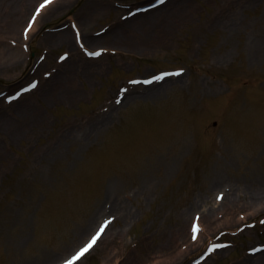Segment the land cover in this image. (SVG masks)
<instances>
[{
  "label": "rangeland",
  "instance_id": "1",
  "mask_svg": "<svg viewBox=\"0 0 264 264\" xmlns=\"http://www.w3.org/2000/svg\"><path fill=\"white\" fill-rule=\"evenodd\" d=\"M32 1L0 0V16L5 15L2 27L9 26L13 13L28 8ZM75 1L40 19L31 51L21 48L22 61L0 71V89L11 88L27 61L45 48L39 41L46 34L45 26L70 16L81 17L82 4L89 19L98 15L81 24L92 33L123 9L113 10L120 0ZM123 1L135 6L146 0ZM169 5L167 9H176V13L164 18L166 10H161L151 19L149 30L135 25L122 40L85 41L90 48L118 47V53L95 65L84 63L82 70H74L67 79L53 74L37 92L21 100L31 101L37 112L29 110L21 116L14 107L2 112L9 121L0 127V264L62 260L101 216L92 206L101 201L109 177L119 180V192L130 198L125 200L131 216L126 222L116 215L109 232L77 264H185L200 250L187 257L178 253L188 242L187 235L180 237V228L187 234L191 214L210 207L199 199H215L220 187L212 186L213 179H229L248 187L264 179V48L258 59L251 61L246 46L249 34L264 32V0H172ZM226 24L232 25L227 29ZM21 26L23 20L17 22L14 35L20 43ZM1 33L14 37L6 30ZM5 43L0 45H9ZM61 46L47 49L51 61L67 49ZM175 66L187 70L182 84L163 89L149 100L130 98L116 109L108 108L117 85L125 78ZM45 92L48 94L43 97ZM182 101L198 108L183 116L196 125L186 135L167 129L171 122L162 113L169 102ZM232 105L237 112L227 111ZM102 113L112 117L97 134L81 139L76 133L80 128L67 137L63 134L65 124L69 128L88 125L100 120L97 114ZM247 120L253 123L248 125ZM135 160L142 162L153 182L151 192L140 200L134 198L132 189L139 173L126 168ZM245 201L242 197L239 203ZM215 211L209 208V215ZM247 211L251 208H236L233 215L237 219L243 215L245 220L264 215L248 217ZM89 213L92 220L85 234L81 228ZM179 213H183V222ZM204 225L201 237L222 230ZM116 233L120 237L114 240ZM261 238L264 226L246 229L234 237L235 247L202 264H249L242 259L244 249L249 241Z\"/></svg>",
  "mask_w": 264,
  "mask_h": 264
},
{
  "label": "bare ground",
  "instance_id": "2",
  "mask_svg": "<svg viewBox=\"0 0 264 264\" xmlns=\"http://www.w3.org/2000/svg\"><path fill=\"white\" fill-rule=\"evenodd\" d=\"M74 1L75 0H55L43 8V10L41 11V14L39 15L38 18L41 19V18H46L48 16H51L52 14H55L56 12H58L62 7L66 8V6L71 5V3H73ZM33 4H34V2L30 3V6H32ZM159 9H160V7H158V8L156 7L152 10L146 11L145 13H139L137 16H135V17H133V18H131L125 22H118L117 25H114L112 27L111 26L108 27L103 33H101L99 35H90L89 32L81 31L82 37L84 40H93V39L99 40V39H101V40H105L106 42H115L118 40H122V36H124V37L128 36L129 37V33L133 32L131 30H132L133 26L135 27V25L140 29L144 27L143 30L144 29L149 30V27H152L151 25L153 24L151 19L153 18V16H155V14L158 15L161 12V9L160 10ZM26 10H27V15H28L29 9H26ZM162 10H166L165 12L162 13L163 14L162 16L164 18H171L172 16L170 17V14L173 15L174 13H176V9H173V8L167 9V7H166ZM12 13H13V11L11 13H9V15ZM16 13L17 14L13 13V15L10 17L12 19V17L15 16L13 18V21L11 22V24H9V26H7L6 28L5 27L3 28L2 24L0 23V31L6 30L8 33H10L13 36L17 35L18 30L16 29V24L18 21H20V19L24 16V14L21 12V10H20V12L17 10ZM98 14H100V12ZM3 16H5V15H3ZM3 16H0V21H4L3 20L4 18H2ZM97 17H98L97 14H95L93 17H91L92 19H89L88 17L82 16L79 19V21H80L79 23L85 24L86 22L92 21L93 19H95ZM24 19H26V17ZM231 25L232 24H230V25L226 24L225 28L228 29V26H231ZM36 27H37V23H35V25L30 30L29 41L33 38V35L36 32ZM127 30H128V33H127ZM136 31H138V30H136ZM136 31H134V32H136ZM259 33H261V34L251 33L247 36V39H246L247 54H248L251 61H256L258 59L262 49L264 48V32L262 33L259 31ZM42 41L44 43L48 44L49 46H54L57 44L66 43L68 46L71 47V50L73 51L72 57L69 58L71 64H69L68 67H66L64 70H62V72H60L58 75H56V77H60L61 79L62 78L67 79V78H69V74L71 72H73L74 70H79V69L82 70L83 69V67L80 66V64L78 63V59H80L81 56L79 55V53L75 49V46L71 45L69 32L64 31L62 33H58L57 35H51L48 38H46V37L43 38ZM127 42H130L129 38L127 39ZM3 46L4 47L0 50V71L5 70L6 68H9L10 67L9 65H13L14 63L18 64L17 62H19V60L22 61V56H23V52L20 51L18 48H14V47L8 46V45H6V46L3 45ZM89 61H91V60H89ZM183 78H184V75H180L177 77H171L168 79H164L160 84H156L155 86L143 87V89L141 90L142 93L140 95H136V96H132V97L126 96L124 99V102L130 98H132V101H136L139 98H144L146 100H149V98H153V97L160 95L163 89L164 90L166 88L169 89L170 87L174 86L175 84L181 83L183 81ZM53 89H55V88H53ZM64 91L68 92V89H66ZM46 94H48V92H45L43 94V97L47 96ZM14 103H17V102H14ZM178 106H180V105L177 104L175 106V108H177ZM182 107L184 109L180 108V109L172 110V111L171 110L170 111H164L163 114L167 115L168 118L170 119V122H171V124H170L171 126L168 127L167 129L175 128V132H178V134H185L186 135L190 129H193V128H191L193 126L190 123L185 122L183 119V115L181 114V112H183V110L185 111L187 108L189 109V106H186L187 107L186 108L183 105ZM190 107L193 108L194 106H190ZM239 109H242V108L239 106ZM29 110L37 112V109L34 106H32L31 101H27L25 103H22L20 105L18 104L17 106H15V111H17L16 113H18L21 116L27 115V112ZM235 110H236V106L232 105L230 113L237 112ZM100 115H99L101 117L100 120H97V121L90 123V124L87 123L88 125H81V126L76 125L74 127L71 126L69 128V126L67 124H65V128L63 129L64 130L63 134L66 136L67 134L71 133L75 128H80L77 130L76 133H77V136L81 137V139H87V138L91 137L92 135L97 134L102 128L108 126V124L110 123L109 119H111V117H112V114L106 115V114L102 113ZM99 116H97V117H99ZM246 117H243V118H246ZM4 118H5L4 113L0 114V127L3 124H7L4 121H7V120L9 121V118H5V119ZM33 121L36 123V119H34ZM247 122L249 125L250 122L253 123V120H247ZM14 134H15V132L13 133V136H14ZM126 168L131 170V172L133 171V173H139L136 184L132 188L134 191V194H133L134 198H138V200H140V198L142 199V197L146 198L148 196V194L151 192V188H152V184H153L151 177L148 175V171L142 167L141 161L136 163V160L134 161V163L132 165H128ZM118 170H121V169L118 168ZM118 181L119 180H117V179L109 177L107 189L105 192H103L101 201L99 203H95L92 206V210L93 211L96 210V212L100 211V213L102 211H103V213L105 211H107V213L110 215H114L113 213H118L119 217L127 222L131 216V211H130L129 207L126 205V200L123 198V195L119 192V189H118L119 188V182ZM253 184L254 183H252L249 187L247 185H242V186L238 185L237 186L235 182H232L229 179L214 178L212 181V186L221 188L220 190L223 191V193H224L223 199L221 200L220 203H217L216 206H214L216 204V202L215 201H214L215 203L212 202L211 199H208V196L203 197V199H199V202H200V204L201 203H203L204 205L209 204L210 207L217 208V212L215 214H217L218 212H223V214H222V217L220 220H216V219H212V217H211L212 215L210 216L206 209H202V211H201V218H202L201 219V230L199 232H201L205 229L204 223L207 224L208 228H210V227L211 228H217L218 226H221V227L231 226V225H234L238 222L239 223L244 222V220L240 221L239 219H237L233 216L234 210L236 208H238L239 205L241 208H248V209L251 208V211H255V213L263 212L264 211V195L261 194L262 196H260V191L262 188H264V179L263 180L259 179L258 182L255 183V185H253ZM243 193H245V196L242 195ZM262 193H264V190ZM242 197L247 201V202L245 201L244 204H240L241 202L239 203V200L241 201ZM107 205H108V207H107L108 209H106ZM249 205H251V206H249ZM224 208H227L228 211L224 210ZM219 209H220V211H219ZM250 214H252V213H250ZM250 216H252V215H250ZM91 217L92 216H90V213H89V215L86 219L87 220L86 223L81 228L82 232H87L88 228L90 227L89 222L91 220ZM182 217H183V213H179L178 218L181 219L180 220L181 222H183ZM178 229H177V233L179 232ZM107 231L108 230L106 229L100 238H102L106 234ZM177 233L175 232V234H177ZM173 235H174V233H173ZM185 236H186V234L184 232V229H182V231H181V228H180V237H185ZM118 237H120L119 233H116L115 235L112 236V239L115 240V238H118ZM201 244H204V242ZM201 244L199 246H195L193 243L188 242V245H186L185 248L182 247V249L178 253H180L182 251L180 254L183 255V257H187L190 254L197 251L202 246ZM180 254H178V256ZM255 256L257 258L253 261L252 259H254ZM158 257H161V256H158ZM243 258L245 260H252L253 262L251 264H264V252H260L254 256L245 255ZM173 260L174 259H172V262H173ZM244 264H246V263H244Z\"/></svg>",
  "mask_w": 264,
  "mask_h": 264
},
{
  "label": "snow or ice",
  "instance_id": "3",
  "mask_svg": "<svg viewBox=\"0 0 264 264\" xmlns=\"http://www.w3.org/2000/svg\"><path fill=\"white\" fill-rule=\"evenodd\" d=\"M53 0H45V3L42 4L40 7L43 8L45 5L52 3ZM158 3H164V0H157ZM39 11V9L37 10ZM33 20H35V17H33ZM32 25L31 23L28 25V28H31ZM27 32V30H26ZM94 55H99V53H93ZM182 71V70H181ZM175 75H179V73H174ZM165 75H171L169 73H166ZM154 80H160L163 79V77L160 76H154L153 77ZM145 83H151V81H145ZM33 87H35V85H33ZM117 103H119V101H117ZM107 224V222H105V225ZM195 231V229H194ZM104 232V226H101V228L99 229V231H97L95 233V235H93L91 237V239L87 242V244H85V246H83L82 248H80V250L78 252H76V254L72 257L71 260H68L65 262V264H75L76 261H79L96 243L97 240L100 238L101 234ZM193 239H195V236L193 237ZM215 247H223V245H214ZM213 249H209V251H212ZM253 251H256V249H253Z\"/></svg>",
  "mask_w": 264,
  "mask_h": 264
}]
</instances>
